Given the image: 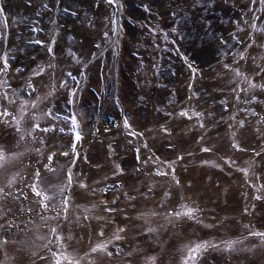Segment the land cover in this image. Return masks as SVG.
<instances>
[{
  "label": "bare ground",
  "instance_id": "bare-ground-1",
  "mask_svg": "<svg viewBox=\"0 0 264 264\" xmlns=\"http://www.w3.org/2000/svg\"><path fill=\"white\" fill-rule=\"evenodd\" d=\"M115 1L0 0V264H264V0Z\"/></svg>",
  "mask_w": 264,
  "mask_h": 264
},
{
  "label": "rangeland",
  "instance_id": "rangeland-1",
  "mask_svg": "<svg viewBox=\"0 0 264 264\" xmlns=\"http://www.w3.org/2000/svg\"><path fill=\"white\" fill-rule=\"evenodd\" d=\"M256 1L257 0H246V5H248V7H249V9L253 12V13H256L255 11H257V9H256V6L255 5H253V4H255L256 3ZM141 10H144V12H145V6H142V8H141ZM172 13V12H171ZM252 13V14H253ZM254 15V14H253ZM264 20V18H262V21ZM190 22L192 23L191 24V28H190V33H191V35H193V31H195L194 30V28L195 29H198L196 26H197V22L196 21H193V20H190ZM133 29V28H132ZM134 29H136V27L134 28ZM200 34V33H199ZM198 34V35H199ZM196 35H197V32L195 33V36H194V38L196 37ZM207 37V36H206ZM191 38V37H190ZM214 38V37H213ZM192 39V38H191ZM195 39H197V38H195ZM198 39H199V36H198ZM207 39L209 40V47L212 45L211 43L213 42V40H212V37L211 38H208L207 37ZM215 39V38H214ZM217 39V38H216ZM194 40V39H193ZM190 41V40H189ZM194 41H196V40H194ZM222 44V43H221ZM214 47L216 48V50L218 51V49H217V46L214 44ZM223 47V46H222ZM200 49V48H199ZM140 50H141V52L142 53H146L145 52V49H144V47H140ZM155 49L153 48V51H154ZM151 52V51H150ZM148 53H149V51H148ZM216 58V57H215ZM162 87V86H161ZM91 91L93 92V89H91ZM166 99L168 98V96L167 97H165ZM165 98H164V100H165ZM168 100V99H167ZM169 101V100H168ZM169 102H167V104H168ZM248 112H250V111H248ZM162 113V112H161ZM163 114H164V112H163ZM184 141H186V140H184ZM188 142H189V140H188ZM187 142V143H188ZM170 148V147H169ZM133 160H135V157H133ZM252 169H255V167H253ZM106 177H108V176H106ZM258 178H259V180L260 181H264V175L263 176H258ZM103 179L104 178H99V181H98V184L100 185V184H102V181H103ZM101 180V181H100ZM144 187V188H143ZM142 188H141V190L140 191H142L143 189H145V191L146 192H149V191H151L152 189H154L153 187H148V188H146L145 186H143ZM115 191H112V193H114ZM143 192V191H142ZM124 214V212L122 213V214H120V217H122V215ZM261 218H263V217H261ZM258 222V221H257ZM257 222H256V224H257ZM262 223H263V220H262ZM140 227V232L137 234V235H139L140 236V234L141 233H143V232H145V233H147V234H151V229L148 227V228H143L142 226H138L137 228H139ZM107 246V245H106ZM99 250H101V249H99ZM106 250V249H105Z\"/></svg>",
  "mask_w": 264,
  "mask_h": 264
},
{
  "label": "snow or ice",
  "instance_id": "snow-or-ice-1",
  "mask_svg": "<svg viewBox=\"0 0 264 264\" xmlns=\"http://www.w3.org/2000/svg\"><path fill=\"white\" fill-rule=\"evenodd\" d=\"M145 7H147V5H145ZM106 35H107V34H106ZM197 95H198V93H197ZM127 123H129V126H131V124H130L129 121H127ZM256 235H264V233H259V232H257ZM230 246H231V245H229V247H230Z\"/></svg>",
  "mask_w": 264,
  "mask_h": 264
}]
</instances>
